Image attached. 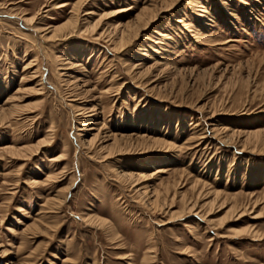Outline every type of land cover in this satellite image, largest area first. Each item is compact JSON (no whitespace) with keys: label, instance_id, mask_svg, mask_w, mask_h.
Instances as JSON below:
<instances>
[{"label":"rangeland","instance_id":"374dc122","mask_svg":"<svg viewBox=\"0 0 264 264\" xmlns=\"http://www.w3.org/2000/svg\"><path fill=\"white\" fill-rule=\"evenodd\" d=\"M0 264H264V0H0Z\"/></svg>","mask_w":264,"mask_h":264},{"label":"bare ground","instance_id":"6f19581e","mask_svg":"<svg viewBox=\"0 0 264 264\" xmlns=\"http://www.w3.org/2000/svg\"><path fill=\"white\" fill-rule=\"evenodd\" d=\"M137 66H139V65H137ZM134 68H138V67H136V66L132 67V69H134ZM143 73H144V72H143ZM91 124H93V123L90 122V121H85V123H84L83 125H84V126H89V125H91ZM92 129H95V128H94V127H91L89 130H92ZM250 132H251V131H250ZM250 132H249V135L251 134ZM255 133H256V132H255ZM255 133H254V134H255ZM259 134H260V133H259ZM251 135H252V134H251ZM257 136H258V134H257ZM116 142H117V141H116ZM143 142H144V141H143ZM114 144H115V143H114ZM106 146H107V145H106ZM113 149H114V148H113ZM148 165L151 166L150 163H149ZM125 175H126V174H125ZM132 176H133V175H132ZM126 177H128V175H126ZM134 178H135V177H134ZM144 178H145V177H144ZM141 181H142V180H141ZM145 181H146V180H145ZM136 187H137V184H136ZM144 189H146V188H144ZM138 190L140 191V189H138ZM147 190H148V189L142 191L141 193L146 194V193H148ZM139 191H138V192H139ZM153 192H154V190H153ZM154 195L156 196V193H155ZM157 198H158V197H156V199H154V200H151V201H152L151 203H152V204H155L156 201H157Z\"/></svg>","mask_w":264,"mask_h":264}]
</instances>
